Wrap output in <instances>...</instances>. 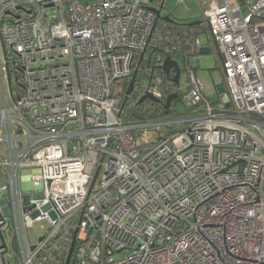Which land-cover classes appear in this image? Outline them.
Segmentation results:
<instances>
[{
  "label": "built area",
  "instance_id": "2783aa9c",
  "mask_svg": "<svg viewBox=\"0 0 264 264\" xmlns=\"http://www.w3.org/2000/svg\"><path fill=\"white\" fill-rule=\"evenodd\" d=\"M197 1L180 25L164 0H0V264L10 226L14 264H264V0ZM202 32L211 94L161 68L196 65ZM145 76L141 95L185 111L127 117Z\"/></svg>",
  "mask_w": 264,
  "mask_h": 264
},
{
  "label": "rangeland",
  "instance_id": "374dc122",
  "mask_svg": "<svg viewBox=\"0 0 264 264\" xmlns=\"http://www.w3.org/2000/svg\"><path fill=\"white\" fill-rule=\"evenodd\" d=\"M82 2H96L97 0H80ZM257 0H252L255 3ZM218 5L221 4L220 0H216ZM208 4L203 6L206 9ZM264 16V8L261 10ZM161 16H170L173 21L181 20L186 23L197 21L202 16V10L200 3L197 0H164ZM199 38L203 44V47L207 48L205 52H199L197 56L196 65L192 61L185 63V59L182 56L176 55L174 59L178 62L181 69L180 74V87L185 88L188 75L187 70L194 68L196 76L203 82L204 88L207 94L213 92H219L223 88V75L219 68L218 58L213 48L206 45L207 35L202 32L199 34ZM3 64V52L0 42V69ZM1 75V71H0ZM148 82V78L145 76L140 79L139 94L141 95L145 89V85ZM1 89V85H0ZM175 107L179 112H184L185 107L180 100L175 102ZM155 139V136H154ZM5 180L0 175V185ZM48 228V222L46 219L34 221L32 226L28 229V236L31 244L38 242L39 237L46 232ZM3 236L7 242L8 250L13 255L10 259L11 264H14V260L19 258L18 247L13 240L14 232L12 226L8 231H4Z\"/></svg>",
  "mask_w": 264,
  "mask_h": 264
},
{
  "label": "water",
  "instance_id": "95a60500",
  "mask_svg": "<svg viewBox=\"0 0 264 264\" xmlns=\"http://www.w3.org/2000/svg\"><path fill=\"white\" fill-rule=\"evenodd\" d=\"M163 8H160V9H157L155 10L156 12V17L157 18H162L163 20H166L168 22H172L173 20L171 19V17L169 16H161V11H162ZM200 21H194V22H191L190 25H196L198 24ZM0 42H1V47H2V52H4V47H3V44H2V41L0 39ZM162 70L164 71L165 75L168 77V80L170 82H173L175 83L176 85H178V82H179V76H180V73H181V69L179 67V64L178 62L175 60V59H172L170 57H166L163 61V64H162ZM170 69H173L174 70V75L173 77L169 78V73H170ZM133 80L130 81L126 91H125V98L124 100H126V98L128 97V95L132 92L133 90ZM177 94L176 93H171L169 94L167 97H166V100H165V103L163 105L164 109H168V107L170 106V103L171 101L176 98ZM145 99H148L152 102H160L158 99H155L154 97H152L151 95H149L148 93H145L143 95H140V97L137 99L136 101V104H141ZM73 249V244L71 245V248H70V252H69V256L71 254V251ZM69 262V257L66 261V264H68Z\"/></svg>",
  "mask_w": 264,
  "mask_h": 264
},
{
  "label": "trees",
  "instance_id": "16d2710c",
  "mask_svg": "<svg viewBox=\"0 0 264 264\" xmlns=\"http://www.w3.org/2000/svg\"><path fill=\"white\" fill-rule=\"evenodd\" d=\"M170 17V16H169ZM175 24H182V25H187L188 23L183 22L181 20L178 21H172ZM160 55V60L162 61V59L164 58V56L162 54ZM185 63H188L187 60H185ZM149 64H154L152 63V61H149ZM155 66V65H152ZM159 68V72L161 73V69ZM163 79L166 80L167 77L165 75H163ZM173 86V85H171ZM169 93V92H168ZM132 99H135L134 97L132 98H128L125 102V109H126V113H127V117L129 118H135V119H144V118H151L152 116H156V115H163V114H169L170 112H172L174 110L175 106V101L172 102L170 108L167 110L163 109V105L162 103H157V102H152L150 100L144 101L141 104H136V102L131 101Z\"/></svg>",
  "mask_w": 264,
  "mask_h": 264
},
{
  "label": "crops",
  "instance_id": "0c3cea01",
  "mask_svg": "<svg viewBox=\"0 0 264 264\" xmlns=\"http://www.w3.org/2000/svg\"><path fill=\"white\" fill-rule=\"evenodd\" d=\"M203 6H204V5H203ZM197 21H200V22H201V18H200L199 20H197ZM200 22H199V23H200ZM190 23H191V22H190ZM190 23H188V24H190ZM199 23H198V24H199ZM198 24H196V25H198ZM206 45H207V42H206ZM201 51H202V52H205V51H207V48H205V47L202 46V49L200 50V52H201Z\"/></svg>",
  "mask_w": 264,
  "mask_h": 264
},
{
  "label": "flooded vegetation",
  "instance_id": "af4514ba",
  "mask_svg": "<svg viewBox=\"0 0 264 264\" xmlns=\"http://www.w3.org/2000/svg\"><path fill=\"white\" fill-rule=\"evenodd\" d=\"M162 8H163V6H162ZM162 12V11H161ZM171 71H172V69H170V73L169 74H171ZM140 96V95H139ZM139 96L136 98V99H132L131 101H134V102H136L137 101V99L139 98ZM148 99H145L144 101H147ZM143 101V102H144ZM172 104V102L170 103V105Z\"/></svg>",
  "mask_w": 264,
  "mask_h": 264
}]
</instances>
